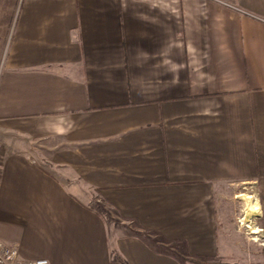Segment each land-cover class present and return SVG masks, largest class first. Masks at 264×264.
<instances>
[{
    "label": "crops",
    "instance_id": "crops-1",
    "mask_svg": "<svg viewBox=\"0 0 264 264\" xmlns=\"http://www.w3.org/2000/svg\"><path fill=\"white\" fill-rule=\"evenodd\" d=\"M0 143L20 262L264 264V0H0ZM225 184L258 192L243 261Z\"/></svg>",
    "mask_w": 264,
    "mask_h": 264
},
{
    "label": "rangeland",
    "instance_id": "rangeland-1",
    "mask_svg": "<svg viewBox=\"0 0 264 264\" xmlns=\"http://www.w3.org/2000/svg\"><path fill=\"white\" fill-rule=\"evenodd\" d=\"M248 197H251L253 200L257 201L258 192L255 185L225 184L220 185L217 191V199L219 200V203L223 204L226 210L225 214L227 215L225 218H227L229 221V224L225 228V230H227L226 235L229 239L233 240V246L228 249V255L236 259L240 258L241 261L246 258L244 257L245 255L249 257L253 255L254 252L258 250L256 248L258 245H263V238L259 230V220L257 223H255L256 225L254 229L252 218H246L245 220L244 217L247 207L246 200ZM127 226L130 228L126 229L125 233L135 234L133 232L135 230L134 225H130L129 223ZM246 226H250V228H246ZM252 229L257 231L259 230L258 234H252ZM244 262V264H246V259ZM235 264L242 263L238 261Z\"/></svg>",
    "mask_w": 264,
    "mask_h": 264
},
{
    "label": "built area",
    "instance_id": "built-area-1",
    "mask_svg": "<svg viewBox=\"0 0 264 264\" xmlns=\"http://www.w3.org/2000/svg\"><path fill=\"white\" fill-rule=\"evenodd\" d=\"M3 156V146L0 143V166ZM0 264H48L46 260L40 259L32 262H20L18 250L15 247H6L0 244Z\"/></svg>",
    "mask_w": 264,
    "mask_h": 264
},
{
    "label": "bare ground",
    "instance_id": "bare-ground-1",
    "mask_svg": "<svg viewBox=\"0 0 264 264\" xmlns=\"http://www.w3.org/2000/svg\"><path fill=\"white\" fill-rule=\"evenodd\" d=\"M255 198H256V196H255ZM246 202H247V207H246V210H245V218H247L248 217V215H249V211H250V209H251V207H252V205L254 204V203H256L257 201L256 200H253L251 197H248V199L246 200ZM245 221V220H244ZM246 228H250V226H246ZM253 230V229H252ZM254 231V232H253ZM252 231V234H257L258 233V231L257 230H253Z\"/></svg>",
    "mask_w": 264,
    "mask_h": 264
},
{
    "label": "trees",
    "instance_id": "trees-1",
    "mask_svg": "<svg viewBox=\"0 0 264 264\" xmlns=\"http://www.w3.org/2000/svg\"><path fill=\"white\" fill-rule=\"evenodd\" d=\"M191 263L200 264L201 262H199V261H191V260H189V261H186L185 264H191ZM201 264H207V263H201Z\"/></svg>",
    "mask_w": 264,
    "mask_h": 264
}]
</instances>
